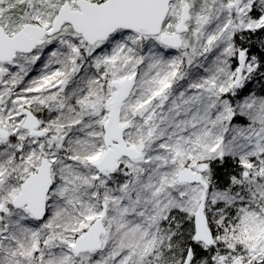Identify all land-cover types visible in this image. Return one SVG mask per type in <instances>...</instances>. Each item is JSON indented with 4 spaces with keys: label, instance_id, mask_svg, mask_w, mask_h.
I'll list each match as a JSON object with an SVG mask.
<instances>
[{
    "label": "snow or ice",
    "instance_id": "snow-or-ice-1",
    "mask_svg": "<svg viewBox=\"0 0 264 264\" xmlns=\"http://www.w3.org/2000/svg\"><path fill=\"white\" fill-rule=\"evenodd\" d=\"M0 264H264V0H0Z\"/></svg>",
    "mask_w": 264,
    "mask_h": 264
}]
</instances>
